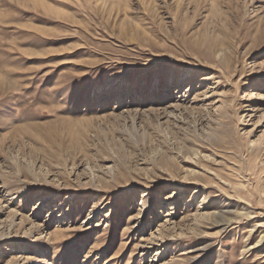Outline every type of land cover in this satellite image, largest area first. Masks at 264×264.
Returning a JSON list of instances; mask_svg holds the SVG:
<instances>
[{
    "label": "rangeland",
    "instance_id": "1",
    "mask_svg": "<svg viewBox=\"0 0 264 264\" xmlns=\"http://www.w3.org/2000/svg\"><path fill=\"white\" fill-rule=\"evenodd\" d=\"M0 109V264H264V0H0Z\"/></svg>",
    "mask_w": 264,
    "mask_h": 264
},
{
    "label": "snow or ice",
    "instance_id": "2",
    "mask_svg": "<svg viewBox=\"0 0 264 264\" xmlns=\"http://www.w3.org/2000/svg\"><path fill=\"white\" fill-rule=\"evenodd\" d=\"M0 111L4 112V114H10V113L7 112L6 109H0Z\"/></svg>",
    "mask_w": 264,
    "mask_h": 264
},
{
    "label": "bare ground",
    "instance_id": "3",
    "mask_svg": "<svg viewBox=\"0 0 264 264\" xmlns=\"http://www.w3.org/2000/svg\"><path fill=\"white\" fill-rule=\"evenodd\" d=\"M88 217L90 218L91 216H88ZM88 217H87V218H88Z\"/></svg>",
    "mask_w": 264,
    "mask_h": 264
}]
</instances>
